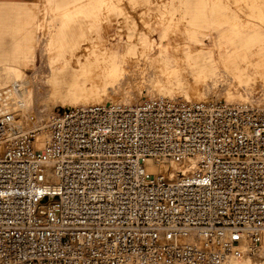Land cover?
<instances>
[{
  "label": "built area",
  "instance_id": "built-area-1",
  "mask_svg": "<svg viewBox=\"0 0 264 264\" xmlns=\"http://www.w3.org/2000/svg\"><path fill=\"white\" fill-rule=\"evenodd\" d=\"M263 248L264 108L144 98L30 130L0 114V264H227Z\"/></svg>",
  "mask_w": 264,
  "mask_h": 264
},
{
  "label": "rangeland",
  "instance_id": "rangeland-1",
  "mask_svg": "<svg viewBox=\"0 0 264 264\" xmlns=\"http://www.w3.org/2000/svg\"><path fill=\"white\" fill-rule=\"evenodd\" d=\"M51 40L56 48L50 49ZM24 45L28 49L19 58ZM233 52L250 79L243 86L225 64ZM259 59L264 61V0L0 1V88L23 84L24 90L14 97L24 108L11 103L25 130L57 109L89 105L71 100L62 105L46 98L52 66L61 71L66 65L76 73L90 62H117L122 77L113 91L115 99L102 104L133 106L160 97L186 102L257 100L264 106V83L253 68ZM161 65L183 77L188 99L175 90L159 94L155 85L164 71ZM241 261L263 264L264 254Z\"/></svg>",
  "mask_w": 264,
  "mask_h": 264
},
{
  "label": "bare ground",
  "instance_id": "bare-ground-1",
  "mask_svg": "<svg viewBox=\"0 0 264 264\" xmlns=\"http://www.w3.org/2000/svg\"><path fill=\"white\" fill-rule=\"evenodd\" d=\"M49 47L50 49H53V47L56 48L55 41L51 40ZM25 49H28L26 45H24V47L21 48L19 58L23 57ZM134 49H135L134 47L129 48V52L132 53ZM159 57H160V54H159ZM236 58H237L236 53L234 52L230 53L225 61V64L229 66L233 71H235V79L240 85L243 86L244 84H247L248 81H250V79L244 74L242 69L237 65ZM253 68H254L255 75L257 77L259 76L263 80V83H264V61H261L260 59L257 60V63L253 66ZM163 69L164 71L162 72L161 76L159 77V80L157 81L155 85V88L159 90L158 91L159 94L167 95L170 93V91L175 90L178 93H180L183 97H185V99H188V95L190 93H188L186 87L184 86L185 83H184L183 77L176 75L175 70H167L164 67ZM121 77H122V73L120 71V67L117 62L106 63L105 61H103L101 64L90 62L80 67L76 73H71L66 68V65H64V69L61 71L57 70L56 66H52L51 74H50L51 90H50L48 97L46 98H49L52 101L59 100L62 103V105H64L67 100H71L73 101V103L82 102V103H88V104L104 105L102 103H104L106 99H110V100L115 99L113 98L114 97L113 91L116 89L118 82L121 80ZM23 90H24V86L21 82L15 83L11 88L9 87H5L3 89L0 88V114L1 113L2 114L4 113L13 114L14 117L17 119V123L20 127L22 123H21V119H19L20 115L17 112L18 109H14L13 108L14 104H12L11 102L12 101L19 102V107L24 108L25 104L19 99L14 97V95L19 94ZM197 91L195 90V92ZM154 98H157V97H154ZM167 99H174V98H167ZM181 101L186 102L184 100H181ZM232 101L233 100H227L225 101V103L250 105L251 107L252 106L258 107L260 109L264 108V106H261V102L257 100L230 103ZM186 103H198V102H186ZM116 104H119V103H116ZM123 104H127V103L123 102ZM61 107H65V106H61ZM71 109H74V107L64 109V110L57 109L56 112L60 111L63 113H67ZM43 142H44V137L38 134L36 136V143L38 147H41ZM162 167L165 168L166 166L163 164ZM170 167L172 169L171 170L172 173L176 172L177 167L175 164H171ZM147 168H148V171L150 172L156 171V168L153 164H148ZM262 254H264V248L260 251V253L256 257L260 258ZM244 259H248V258H243L239 260H231L227 264H246L241 261ZM249 259H255V257L253 258L249 257ZM256 264H259V263H256Z\"/></svg>",
  "mask_w": 264,
  "mask_h": 264
},
{
  "label": "crops",
  "instance_id": "crops-1",
  "mask_svg": "<svg viewBox=\"0 0 264 264\" xmlns=\"http://www.w3.org/2000/svg\"><path fill=\"white\" fill-rule=\"evenodd\" d=\"M0 1H23V0H0Z\"/></svg>",
  "mask_w": 264,
  "mask_h": 264
}]
</instances>
